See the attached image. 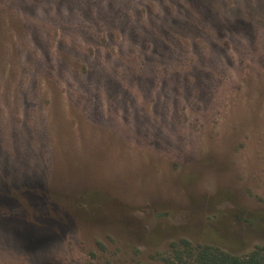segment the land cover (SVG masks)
I'll return each instance as SVG.
<instances>
[{
  "label": "rangeland",
  "instance_id": "374dc122",
  "mask_svg": "<svg viewBox=\"0 0 264 264\" xmlns=\"http://www.w3.org/2000/svg\"><path fill=\"white\" fill-rule=\"evenodd\" d=\"M181 239L264 246V0H0V264Z\"/></svg>",
  "mask_w": 264,
  "mask_h": 264
},
{
  "label": "trees",
  "instance_id": "16d2710c",
  "mask_svg": "<svg viewBox=\"0 0 264 264\" xmlns=\"http://www.w3.org/2000/svg\"><path fill=\"white\" fill-rule=\"evenodd\" d=\"M167 264H264V246L240 257L212 245L193 246L181 239L171 244Z\"/></svg>",
  "mask_w": 264,
  "mask_h": 264
}]
</instances>
